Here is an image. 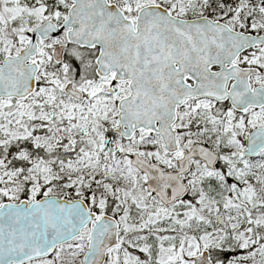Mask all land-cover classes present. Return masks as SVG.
Instances as JSON below:
<instances>
[{
    "label": "rangeland",
    "instance_id": "374dc122",
    "mask_svg": "<svg viewBox=\"0 0 264 264\" xmlns=\"http://www.w3.org/2000/svg\"><path fill=\"white\" fill-rule=\"evenodd\" d=\"M108 1L131 17L144 6L157 4ZM222 1L170 0L169 10L184 19L223 12V23L231 29L264 34V0H228L230 11L223 10ZM71 4V0H0V64L24 48L32 29L44 21L61 26ZM61 45L66 46L65 60L57 63L52 51ZM95 57L96 51L69 46L64 30L55 39L38 42L36 92L25 101L0 100V149L18 138L33 147L32 153L1 154L0 204L59 197L66 191L73 197H84L90 190L98 199L104 196L105 204L98 200V208L107 209L119 223V244L108 252L105 264H192L188 258L203 250L219 259L216 264H264V218L248 180L255 169L264 170V152L252 160L242 156L249 131L264 128V108L238 113L228 103L208 99L185 105L174 125L181 151L203 144L219 161L210 170L194 160L186 181L188 197L163 207L129 160L137 153L171 170L181 152L166 156L158 137L143 131L130 141L114 132L119 127L117 111L107 92L114 87L110 80L95 77ZM236 64L258 68L260 74L250 77V87H264L263 47L251 49ZM68 84L83 93L82 100L66 93ZM54 150L65 160H47V153ZM90 228L60 248L55 258L35 264H80Z\"/></svg>",
    "mask_w": 264,
    "mask_h": 264
},
{
    "label": "water",
    "instance_id": "95a60500",
    "mask_svg": "<svg viewBox=\"0 0 264 264\" xmlns=\"http://www.w3.org/2000/svg\"><path fill=\"white\" fill-rule=\"evenodd\" d=\"M71 1L60 27L46 20L32 29L24 48L4 57L0 64V100L25 101L36 92L38 41L55 39L65 30L68 44L98 48L94 60L97 77L112 75L116 82H128L129 94L118 102L119 127L114 130L124 141L139 131L156 134L165 151L175 154L177 108L191 99L228 101L236 112L264 107V88L250 90L249 84V77L258 70L241 69L234 63L244 51L264 46V34L235 31L206 16L179 18L159 4L140 8L133 21L107 0ZM63 53V46L54 48L53 60L61 63ZM214 67L217 70L211 71ZM66 93L81 99V93L70 86ZM244 143V158L262 153L264 128L252 130ZM192 159L215 170L219 156L197 144L178 160L176 172H165L137 153L131 155L129 165L145 175L146 190L169 207L188 194L180 177L190 171ZM95 219V213H90L82 200L49 196L31 203L26 199L4 202L0 206V264L48 258L57 246L78 237ZM118 232L116 218H99L92 226L81 264H104L107 252L119 243ZM188 260L192 264H216L206 250Z\"/></svg>",
    "mask_w": 264,
    "mask_h": 264
},
{
    "label": "flooded vegetation",
    "instance_id": "af4514ba",
    "mask_svg": "<svg viewBox=\"0 0 264 264\" xmlns=\"http://www.w3.org/2000/svg\"><path fill=\"white\" fill-rule=\"evenodd\" d=\"M108 1V0H107ZM109 2V1H108ZM109 3H112V2H109ZM67 13V12H66ZM122 13L124 14V16L126 17V18H128V19H132L133 21H134V19H135V17L136 16H134V17H131L130 15H128L125 11H122ZM63 23V22H62ZM62 25V24H61ZM58 26V25H57ZM58 27H60V26H58ZM64 32V31H63ZM63 32H61L60 33V35L63 33ZM65 34H66V32H65ZM59 35V36H60ZM61 46H63L64 47V53H63V59H62V61H64L65 60V49H66V46H64V45H61ZM69 46H73V47H75V48H77V49H79V50H81V51H83V50H91V51H96V56H97V53H98V48L97 47H95L94 49H87V48H80V47H78V46H76V45H70L69 44ZM257 47H263L264 48V46H257ZM257 47H254V48H257ZM254 48H251V49H254ZM251 49H248V50H246V51H244L243 53H241L239 56H238V58H240V57H242L245 53H247L248 51H250ZM96 58V57H95ZM237 58V59H238ZM95 60V59H94ZM237 61V60H236ZM236 61L234 62L235 63V65L236 66H238L239 68H241V69H249L248 67H242L241 65H238V64H236ZM256 69V68H255ZM217 70V68L216 67H214V68H211V71H216ZM257 70H258V74H260V70L257 68ZM258 74H256V75H258ZM95 75V74H94ZM251 76H253V75H251ZM250 76V77H251ZM95 77L96 78H98V79H105V80H110V84H111V86L112 87H114V88H110V87H108L107 88V92L112 96V99H113V103L112 104H114V106H115V109H116V111H117V113H118V102H119V100H121L122 98H124V97H126L128 94H129V89H128V82H116L114 79H113V77H112V75L111 76H108V77H106V78H99V77H97L96 75H95ZM250 77H249V80H250ZM190 85H193V83L192 82H189V81H187ZM233 82V80H231L230 82H229V84H231ZM249 84H250V82H249ZM71 87L72 89H74V90H76V91H78L77 89H75V87H73V85L72 84H68L67 85V87ZM118 86H120V88H118ZM256 87H258V86H256ZM255 87V88H256ZM255 88H253V89H251V87H250V90H254ZM264 88V87H263ZM78 92H80V91H78ZM81 93V99L80 100H82L83 99V93L82 92H80ZM71 97V96H70ZM201 99H208V100H211V101H215V100H212V99H209V98H199V99H191V100H189V101H187L185 104H183L181 107H178L177 108V119H176V122L174 123V125L177 123V120H178V112L179 111H181V109L185 106V105H187L188 103H191V102H193V101H196V100H201ZM76 100V99H75ZM216 103H228V101H224V102H217V101H215ZM229 104V103H228ZM230 105V104H229ZM231 107V106H230ZM232 108V107H231ZM253 107H250V108H248V109H252ZM262 108H264V107H262ZM262 108H253V109H262ZM233 109V108H232ZM247 109V110H248ZM234 110V109H233ZM247 110H245V111H247ZM235 111V110H234ZM244 111V112H245ZM236 112V111H235ZM238 113H243V112H238ZM117 121H118V119H117ZM174 125H173V128H174ZM256 128H260V127H256ZM255 128V129H256ZM262 128V127H261ZM175 129V128H174ZM254 130V129H253ZM175 131H176V139H177V137H178V132H177V130L175 129ZM252 131V130H251ZM251 131H249V133L251 132ZM139 132H141V131H139ZM139 132H136V134L137 133H139ZM248 133V134H249ZM135 134V135H136ZM146 134H150V135H154V136H156V137H158V139H159V141H160V143H161V150L166 154V156H174V155H176V154H178V153H180L181 152V154H180V157L178 158V159H176V161H175V168L174 169H171V170H167V169H164L163 168V166H161L160 165V167L163 169V171H165V172H176L177 170H178V167H177V162H178V160L183 156V154L184 153H186L187 151H189V149H191L192 147H190V148H187L186 150H184V151H181V148H180V146L178 145V151L175 153V154H169L168 152H166L165 151V149H164V146H163V143H162V140H161V138L158 136V135H156V134H151V133H146ZM247 134V135H248ZM244 141H245V139H244ZM177 144H178V142H177ZM195 145H197V144H195ZM200 145H203V144H200ZM203 146H205V145H203ZM206 147V146H205ZM208 148V147H207ZM244 149H245V143H244ZM263 153V152H262ZM262 153H260V154H262ZM260 154H258L256 157H258ZM256 157H254V158H252V159H255ZM252 159H250V160H252ZM194 160H199V159H192L191 160V162H190V171L187 173V174H185V175H182L180 178H181V180H182V182L184 183V184H186L187 185V187H188V194L183 198V199H185L186 197H188V195H189V186H188V184H187V177H188V174L192 171V169H193V165H192V163H193V161ZM200 161V160H199ZM219 161V160H218ZM202 162V161H201ZM150 163H156V162H150ZM203 163V162H202ZM204 164V163H203ZM159 165V164H158ZM205 165V164H204ZM217 165H218V163H217ZM217 165H216V167H217ZM207 168V167H206ZM139 174H141L144 178H145V175H143L142 173H139ZM145 181H146V178H145ZM145 187H146V182H145ZM91 193H92V195H91ZM150 193V192H149ZM152 194V193H151ZM167 194L169 195V191H167ZM74 195V194H73ZM73 195L71 194V196H67V198L66 197H58V196H54V197H56V198H58V199H64V200H67V201H72V200H82L84 203H85V205H86V207H87V209H88V211L90 212V213H95V215H96V219L95 220H93V221H91L89 224H88V226L84 229V230H82V232L83 231H85L89 226L91 227L90 229H92V226L94 225V223L99 219V218H101L102 216H104V215H108L107 213H108V210L107 209H103V210H101L100 211V209L98 208V205L100 204V201H98V200H101V202L103 201V203H104V199H105V197L104 196H101L100 197V199H98V198H96V195H95V192H92L91 190H90V192L88 193V194H85L84 195V197H73ZM157 200H158V198L154 195V194H152ZM47 197H49V196H47ZM42 198V197H41ZM37 199H39V198H37ZM36 199V200H37ZM183 199H178V200H176V202H174V204L175 203H177V202H179V201H181V200H183ZM29 201V200H28ZM35 201V200H34ZM34 201H29V203H31V202H34ZM159 201V200H158ZM19 202V201H18ZM18 202H12V203H18ZM159 203L161 204V202L159 201ZM2 204V203H1ZM1 204H0V206H1ZM105 204V203H104ZM162 205V204H161ZM173 205V204H172ZM171 205V206H172ZM163 206V205H162ZM164 207V206H163ZM170 207V206H169ZM109 216H111V215H109ZM112 217H114V216H112ZM115 218V217H114ZM82 232H81V234H82ZM90 233H91V230H90V232H89V236H88V243H87V246H86V249H85V251H84V253L82 254V258H83V256H84V254H85V252H86V250L88 249V244H89V238H90ZM81 234H80V236H81ZM80 236H78V237H76V238H74L73 240H71V241H69V242H66V243H64V244H62V245H59V246H57L56 248H55V250H54V252H53V254L49 257V258H47V259H37V260H33V261H30V262H28V263H25V264H35V263H39V262H44V261H49V260H51V259H53V258H55L56 257V253L58 252V250L60 249V248H62L63 246H66V245H68V244H70V243H72V242H74L76 239H78ZM112 249V248H111ZM110 249V250H111ZM109 250V251H110ZM82 261V260H81ZM56 264V263H55ZM81 264V263H80Z\"/></svg>",
    "mask_w": 264,
    "mask_h": 264
},
{
    "label": "trees",
    "instance_id": "16d2710c",
    "mask_svg": "<svg viewBox=\"0 0 264 264\" xmlns=\"http://www.w3.org/2000/svg\"><path fill=\"white\" fill-rule=\"evenodd\" d=\"M114 1H116V0H114ZM156 3L167 8L168 10L173 5L170 2V0H156ZM222 6H223V10L227 9L226 11H228V9H229V11H230V4L228 3V0H223ZM171 14H172V12H171ZM206 15L210 18H213V19L221 21V22H225V20H226L225 19L226 15L223 12H217V11L213 10V12H210ZM21 151H26L28 153H32L33 147L31 146L30 143H28L27 140H25L23 138L10 140V141H8L2 145V147L0 149V157H1V154H5L6 156H9L11 154L15 155ZM58 152L59 151H57V150L51 151L50 153H47L45 158L47 160H51V159H54V160L56 159L58 161L65 160V157H64L65 155H62ZM19 167H20V164H19ZM262 173H264V170L262 167H259V168L255 169L253 171V173H251V176H249L248 180L250 183H252V186L254 187V190H255L254 191L255 196L259 202L258 212L261 215H263V218H264V179H263ZM259 178L261 179V181H259ZM253 179H254V181H253ZM66 195L71 196V194L68 191H66L65 193H61L59 195V197H66L67 198ZM210 217H212V216L210 215L208 218H210ZM210 222L214 223L213 219H210ZM225 255H223V256H225ZM210 258L215 263L219 261V259L215 258L214 255L213 256L210 255ZM220 259H223V258L221 257Z\"/></svg>",
    "mask_w": 264,
    "mask_h": 264
}]
</instances>
